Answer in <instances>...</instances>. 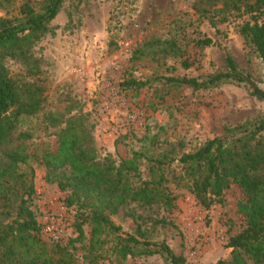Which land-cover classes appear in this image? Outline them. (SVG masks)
<instances>
[{"label":"rangeland","instance_id":"1","mask_svg":"<svg viewBox=\"0 0 264 264\" xmlns=\"http://www.w3.org/2000/svg\"><path fill=\"white\" fill-rule=\"evenodd\" d=\"M24 1L28 0H0V17L20 16V3ZM29 1L35 8L40 6L41 0ZM198 2L62 0L56 17L48 24L49 32L31 49L38 60V73L20 61H6L10 74L42 88L41 110L21 120L22 131L32 137L27 145L29 159L19 169L34 183L39 221L49 211L67 220L59 244L76 236L78 210L68 206L67 189L60 190L57 182L46 180L42 156L54 148V134L68 115L84 116L98 158L110 156L116 165V151L123 156L137 152L153 160H177L203 140L223 136L226 128L264 121V101L250 95L247 85L221 84L191 90L164 81L201 79L224 72L225 57L230 55L238 69L250 75L264 92V64L239 32L248 15L230 13L223 3L212 6L208 1L202 15L196 10ZM260 22H264V16ZM205 36L213 45L196 47L194 42ZM52 118L62 120L50 125ZM144 158L140 160L142 179L156 181L160 172L148 174ZM163 174L169 183L159 186L175 197L171 206L160 199L151 205L131 203L125 214L112 215V221L121 227L122 234L165 241L189 264L228 261L231 250L226 248L227 228L221 221L226 212L235 209L237 191L227 192L224 203L203 208L182 186L188 180L181 165L175 162ZM83 230L84 239L75 244L74 256L80 264H92L83 259L91 251L90 226L85 223ZM39 237L48 247L54 244L41 232ZM98 238L104 243L92 250L101 256L95 264H165L159 255L121 260L111 251V233L103 230Z\"/></svg>","mask_w":264,"mask_h":264},{"label":"trees","instance_id":"2","mask_svg":"<svg viewBox=\"0 0 264 264\" xmlns=\"http://www.w3.org/2000/svg\"><path fill=\"white\" fill-rule=\"evenodd\" d=\"M61 1L41 0L37 8L31 1H24L20 3V16L0 17V264H80L74 251L75 244L84 239L85 223L90 226L91 251L83 256L88 263L100 260L101 256L92 250L104 243L98 235L106 230L113 235L111 251L121 260L159 255L165 264H189L182 253L173 252L165 241L152 242L122 234L121 227L111 219L112 215L125 214L131 203L151 205L160 199L171 206L175 197L159 184L169 183L163 173L175 162L181 165L183 176L188 180L182 186L203 208L224 203L230 190L238 193L235 209L226 212L221 221L227 228L226 248L231 250L230 259L219 264H264V121L226 128L223 136L203 140L177 160H153L137 152L123 156L116 151L119 161L116 165L110 156L98 158L84 116L68 115L54 134V148L43 154L42 162L46 180L57 182L60 190L67 189L68 206L74 205L78 210L74 220L76 236L62 245L54 243L49 247L41 241L34 183L19 168L29 159L27 145L32 137L22 131L21 120L41 110L42 88L10 74L6 61H20L38 73V60L34 59L31 49L49 32L48 24L56 17ZM205 1L212 6L223 3L230 13L248 15L239 32L264 64V22H260L264 16V0H200L196 10L202 15L207 11ZM194 45L201 48L212 46L213 42L205 36ZM182 65L188 68L186 62ZM164 81L191 90L243 84L249 87L250 95L264 101V92L252 82L250 75L238 69L230 55L225 57L224 72L201 79L164 78ZM133 84L127 82V85ZM55 120L62 119L52 118L50 125ZM143 158L148 174L155 176L156 171L160 172L156 181L142 179L140 160Z\"/></svg>","mask_w":264,"mask_h":264},{"label":"built area","instance_id":"3","mask_svg":"<svg viewBox=\"0 0 264 264\" xmlns=\"http://www.w3.org/2000/svg\"><path fill=\"white\" fill-rule=\"evenodd\" d=\"M67 224V220L61 214H54L51 211L45 212L41 222V234L50 242L59 244Z\"/></svg>","mask_w":264,"mask_h":264}]
</instances>
